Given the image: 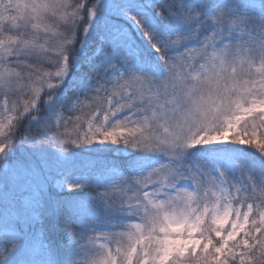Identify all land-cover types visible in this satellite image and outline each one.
<instances>
[{
	"label": "snow or ice",
	"instance_id": "1",
	"mask_svg": "<svg viewBox=\"0 0 264 264\" xmlns=\"http://www.w3.org/2000/svg\"><path fill=\"white\" fill-rule=\"evenodd\" d=\"M0 264H264V0H0Z\"/></svg>",
	"mask_w": 264,
	"mask_h": 264
}]
</instances>
